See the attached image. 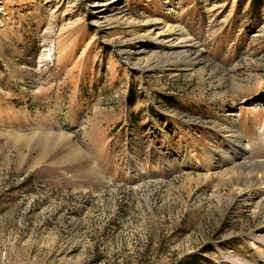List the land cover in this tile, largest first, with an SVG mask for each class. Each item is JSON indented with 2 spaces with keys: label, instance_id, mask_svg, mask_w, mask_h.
Instances as JSON below:
<instances>
[{
  "label": "rangeland",
  "instance_id": "1",
  "mask_svg": "<svg viewBox=\"0 0 264 264\" xmlns=\"http://www.w3.org/2000/svg\"><path fill=\"white\" fill-rule=\"evenodd\" d=\"M92 1L0 0V264H258L219 171L234 128L264 162V0H119L103 33ZM166 29L207 61L139 70Z\"/></svg>",
  "mask_w": 264,
  "mask_h": 264
},
{
  "label": "bare ground",
  "instance_id": "2",
  "mask_svg": "<svg viewBox=\"0 0 264 264\" xmlns=\"http://www.w3.org/2000/svg\"><path fill=\"white\" fill-rule=\"evenodd\" d=\"M118 1L119 0L92 1V6L98 5L101 8H98L94 11L98 16L92 21L91 24L99 29L101 33H103L105 29L109 28L108 23L110 20L107 21V17L109 16H105V14H113L115 18H124L126 15L124 9L114 6ZM169 32L170 31L166 29V31L157 32L154 37H147L145 40L147 44L156 42L157 45H160L159 50L152 51L150 53H147L148 51L145 49L128 51V58L137 57L140 61L137 66L139 70H141L143 73L151 72L156 75H173L182 70H193L207 61V58L204 56L202 50H193L190 47L192 44L189 42V38H184L181 36L176 37L174 33ZM164 33H169L170 36L161 37L162 35L164 36ZM158 37L161 38L158 39ZM231 133L232 135L226 141L228 144L233 142L238 148V153L235 154L234 157L228 155L224 158L222 157L221 160L226 163L231 162L233 165L227 169L219 171L222 172L219 176V179H221L220 185L224 186V184H227L230 187H237V189L242 188L244 190L253 192V194L251 193V195L248 197V199H246L245 202H243V204L244 206L254 205L262 214L264 213V190L260 186H262L264 182V162H254L250 164H240L239 162L235 163L234 161L237 158L243 156V154L248 150L249 146L242 142L243 136L237 128L232 129ZM260 190H262L263 195L258 197ZM262 223L263 222L259 224ZM257 253L259 254L261 260L258 264H264V247L259 249ZM235 263L245 264L239 260L235 261Z\"/></svg>",
  "mask_w": 264,
  "mask_h": 264
},
{
  "label": "trees",
  "instance_id": "3",
  "mask_svg": "<svg viewBox=\"0 0 264 264\" xmlns=\"http://www.w3.org/2000/svg\"><path fill=\"white\" fill-rule=\"evenodd\" d=\"M187 264H194V263L189 262V263H187Z\"/></svg>",
  "mask_w": 264,
  "mask_h": 264
}]
</instances>
